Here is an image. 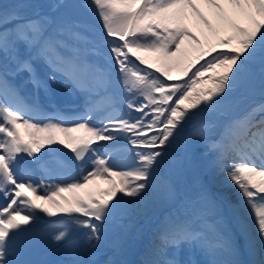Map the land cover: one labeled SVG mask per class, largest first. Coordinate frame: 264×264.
Listing matches in <instances>:
<instances>
[{"label":"snow or ice","instance_id":"obj_1","mask_svg":"<svg viewBox=\"0 0 264 264\" xmlns=\"http://www.w3.org/2000/svg\"><path fill=\"white\" fill-rule=\"evenodd\" d=\"M77 8L102 31L89 36ZM49 9L0 10V264H24L18 257L41 234L62 245L66 264H129L118 249L99 258L106 226L126 203L145 201L185 127L216 110L222 122L203 121L198 135L255 236L241 223V246L202 185L192 211L164 221L143 264H199L180 258L185 247L208 264H264V0H54ZM189 10L214 34H231L204 47L182 23ZM185 38L196 55L182 49ZM20 74L32 94L15 82ZM257 84L260 99L248 102ZM57 85L85 96L82 114L47 113L39 95ZM100 180L109 187L91 190Z\"/></svg>","mask_w":264,"mask_h":264},{"label":"bare ground","instance_id":"obj_2","mask_svg":"<svg viewBox=\"0 0 264 264\" xmlns=\"http://www.w3.org/2000/svg\"><path fill=\"white\" fill-rule=\"evenodd\" d=\"M27 7L30 11L36 12L34 4L29 3ZM201 11L212 21L214 26L221 27L212 9H201ZM185 20L190 24L189 29L200 37L204 47H208L209 43L216 44L221 37L231 34L230 30H221L218 34H214L198 17L192 14L191 10H189ZM182 49L188 50L189 57L196 55L197 48H195L194 43L185 44L182 46ZM176 73L178 72L176 71ZM259 95V88L256 87L255 91L249 94L248 102L255 101L254 99ZM233 114L235 113L233 112ZM203 121L219 124L222 122V112L220 110L205 112L201 117H197L185 127L183 136L168 150L169 156L166 159L169 160L170 165L167 171L157 177L154 187L148 190L145 201L137 203L135 207L131 208L120 218L118 222V234L107 251L112 252V255L105 253L103 255L105 260L109 256H113L114 252L118 249L126 253L136 252L139 263L143 264L149 258L151 247L155 243H158L157 236L162 226L161 224L164 223L163 221L171 215L180 218L182 215H187L192 211L197 203V197L202 185L206 186L221 201L223 217L231 231L236 235L237 241L241 246L245 242V237L240 235L241 223H247L250 235L255 236L254 227L247 214L239 207L240 198L237 194V189L225 183V175L223 172L212 168L207 163L206 142L198 135ZM211 135L215 136V133ZM198 143L202 144L205 148V150L201 148L205 151L203 155L201 154L203 152L200 153V150L197 149ZM188 157H191V159L203 157V159L198 164H193L188 160ZM107 186L109 185L105 181L100 180L97 181L96 185L91 186V190L96 191ZM189 191H191V194ZM65 195L71 194L65 193ZM159 217L165 218L160 220ZM46 240L43 234H41L35 240V243L43 246V249L52 245L44 244ZM37 245L33 246L38 247ZM192 251L201 264H208L210 257L206 253L199 248H192ZM240 258L247 260L252 257L247 254H242ZM63 259L66 263L71 257L65 253ZM217 259H225V257H217ZM20 260L24 264H34L35 262H38V264L44 263L41 257L36 259L30 258L25 250L21 254ZM133 260L136 261L135 258Z\"/></svg>","mask_w":264,"mask_h":264},{"label":"rangeland","instance_id":"obj_3","mask_svg":"<svg viewBox=\"0 0 264 264\" xmlns=\"http://www.w3.org/2000/svg\"><path fill=\"white\" fill-rule=\"evenodd\" d=\"M45 1H46V3H45V9L50 11V9H49V5H50L51 3H53L54 0H45ZM75 2L78 3L79 1H78V0H75ZM200 8L204 10V9L209 8V7L206 6V5L201 4V5H200ZM74 14L79 18V20H81L82 22L85 23V25H86L87 28L89 29V31H88V33H87L89 36H91V35H93V34H95V33L100 32L98 28H95V27L92 25V23H95V24H98V25L100 26V22H99V20H98L94 15H89V16L87 17V16L85 15V13H84L80 8H77V9L75 10V13H74ZM184 24H185V23H184V20H183V25H184ZM195 34H196V33H195ZM196 35H197V34H196ZM189 43H190V42L188 41V39L185 38L184 45H185V44L188 45ZM184 45H183V46H184ZM194 46H195V48H199L198 45H195V44H194ZM146 55H153V54H146ZM201 63H203V62H201ZM197 66H199V65H197ZM176 71H177L178 73H176ZM172 75H173L174 77H175V75H179V69H174ZM256 87L259 88V85L257 84ZM62 89H63V91L61 92L60 95L63 96V97H65L64 100H70V99H73V98H74V97H72V92H71V91H69V90H67V89H65V88H62ZM82 96H84V95H82ZM78 97H80V93H79L75 98H78ZM169 164H170V162H168V160H166V163H165V165H164V168H163V170H162V173H165V172L167 171V169H168V167H169ZM107 187H109V186H107ZM107 187H106V188H107ZM126 199L131 200L132 198H126ZM136 204H137V203H126V204L123 206V210H122L120 213H118L116 217H121L122 215H124L125 213H127L131 208L135 207ZM116 217H115V218H116ZM114 231H115V228L112 227V231H110V235H109V236H111V235L113 234ZM49 239L51 240L50 236H49ZM51 241H53V240H51ZM109 244H110L109 240L106 239V246H108ZM106 246H105V247H106ZM105 247H104V248H105ZM55 263H56V262H55ZM57 264H59V263H57Z\"/></svg>","mask_w":264,"mask_h":264}]
</instances>
